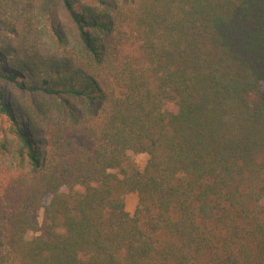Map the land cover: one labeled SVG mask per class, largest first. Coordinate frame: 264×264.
Listing matches in <instances>:
<instances>
[{"label": "trees", "instance_id": "1", "mask_svg": "<svg viewBox=\"0 0 264 264\" xmlns=\"http://www.w3.org/2000/svg\"><path fill=\"white\" fill-rule=\"evenodd\" d=\"M1 115L0 264H264V0H0Z\"/></svg>", "mask_w": 264, "mask_h": 264}, {"label": "rangeland", "instance_id": "2", "mask_svg": "<svg viewBox=\"0 0 264 264\" xmlns=\"http://www.w3.org/2000/svg\"><path fill=\"white\" fill-rule=\"evenodd\" d=\"M10 21L15 27L16 35L15 38L17 40V44L20 45L25 53L33 57H37L43 60H46L51 55L58 54L63 47H58L57 44L54 43L56 39L52 40L50 37L52 36V31L45 21L33 20L30 17L20 16L16 14L13 17H10ZM62 25L66 27V30L71 32L74 36H71V43L68 46V51L70 54L79 62L82 57L80 54L79 47L73 41L75 37V29L67 19L66 15L60 14L58 24L56 27ZM6 87L9 91L14 93L15 95H20V93L13 88L12 85L7 84ZM40 98V97H39ZM9 130V123L6 120V117L0 116V134L7 133ZM147 156L144 154H134L132 152L126 153V164L124 169L130 171L131 169L142 171L144 165L146 163ZM117 172V171H112ZM82 191V190H81ZM137 204V196L136 194H128L125 198V208L127 212L132 215L134 209ZM29 214L33 217L37 230L28 232L26 234V238L28 240L41 235V228L43 224V216L42 209H33L32 207L28 208Z\"/></svg>", "mask_w": 264, "mask_h": 264}, {"label": "crops", "instance_id": "3", "mask_svg": "<svg viewBox=\"0 0 264 264\" xmlns=\"http://www.w3.org/2000/svg\"><path fill=\"white\" fill-rule=\"evenodd\" d=\"M128 210H130V209H128V207H127V211H128Z\"/></svg>", "mask_w": 264, "mask_h": 264}]
</instances>
